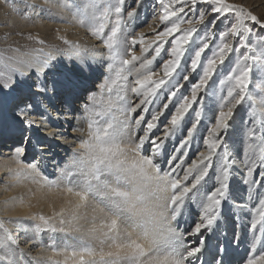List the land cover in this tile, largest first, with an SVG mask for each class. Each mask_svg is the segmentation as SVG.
I'll use <instances>...</instances> for the list:
<instances>
[{
	"label": "snow or ice",
	"instance_id": "snow-or-ice-1",
	"mask_svg": "<svg viewBox=\"0 0 264 264\" xmlns=\"http://www.w3.org/2000/svg\"><path fill=\"white\" fill-rule=\"evenodd\" d=\"M46 2H54L56 7L71 16L72 22L88 29L93 37L102 41L112 62L108 65L109 71L115 68V78L106 80L101 86L102 106H98L93 97L91 106L87 107L86 138L79 143L80 153L73 160V170H66L68 177L78 176L80 179L76 182L70 179L69 184L75 183V186L65 188L46 182L49 191L54 188L66 191L76 198V202H69L68 208L54 213L52 217L43 214L33 217L39 221L34 226L37 235L42 231L80 233L79 243L64 248L52 245L41 247V255L33 257L32 264H196L205 248V232L213 233L222 215V205L234 199L230 195L229 155L227 151H217L225 143L223 134L228 132L234 109L247 103L253 123L258 115L264 114V36L259 38L258 46L252 44L253 28L258 26L264 30V21L226 0H153L151 22H146L153 37L146 44L144 32L136 35L127 32L139 20L141 9L147 10L146 0ZM199 5L206 7L200 9ZM11 7L25 20H31L34 14H38L35 4L25 5V11L20 12L13 0ZM113 15L116 17L114 21L111 20ZM222 18L227 20V26L219 33V43L212 48V55L206 57V62L202 61V54L209 49V41L215 35V25ZM184 24L188 27L184 28ZM197 25H202L204 31L199 42L193 40L198 32ZM109 26L110 30L106 33L105 29ZM122 31L123 38L120 35ZM176 33L179 35H174ZM169 37L172 39L169 40ZM230 37L237 41L235 45L230 42ZM58 38L70 49L78 50L80 47L65 37ZM27 39L40 45L45 43L31 35ZM166 42L171 44L170 49H165ZM137 44L140 45L139 55L133 51ZM149 49L155 53L150 59L146 55ZM162 50L167 51L169 58L164 60L160 71H156L152 65ZM233 52L237 54L235 66L229 62L227 75L220 80L221 85L229 87L227 95L220 97L214 124L207 129L208 135L204 138L206 151L201 152L187 168H182V176L177 173L181 165L165 171L159 160L164 154L165 142L179 132V147L174 149L178 153H182L191 142L202 125L203 107L199 110L193 107L202 103L198 93L206 89L218 66H224ZM137 62L139 68H136ZM35 66L38 69L36 76L29 79H35L36 83L29 85L23 97L15 94L11 75L0 74V133L18 132L25 143L31 142L32 136L24 133H34L37 136L36 146L42 148L48 141L63 136L58 130L59 125L53 124L47 115L52 100L75 94L87 66L65 70L59 80L51 82L46 74L41 78L40 69L46 67L47 62ZM189 69L199 79L192 83L190 95H185L181 91L180 79L190 82ZM130 76H134L131 81L128 79ZM33 87L37 91L33 92ZM165 88L167 95L164 99L168 103H163L162 109L158 108L151 119L146 120L140 112H147V106L153 104ZM105 91L108 93L106 101L103 98ZM128 91L138 98V103L128 98ZM170 104L174 111L169 113L170 118L166 117L162 134L153 136V130L157 129ZM133 127L143 134L134 136ZM80 131L83 132V129ZM41 132L46 133L47 141L39 135ZM248 135L250 139L262 140L254 134V130H250ZM146 144L151 147L150 156L145 153ZM256 147H259L258 151L254 150ZM248 149L244 167L251 199L253 185L259 184L264 188V179L257 181L254 178L257 169L264 174V146L249 144ZM25 152L24 147H17L12 155L18 168L11 172V178L17 181L37 173L36 163L23 165L21 158ZM213 157H217L216 184L212 190L205 192L202 182L213 167ZM179 159L180 156L173 154L168 162L172 164ZM198 196L202 205L199 222L194 223L186 234L178 233L176 223L186 201L197 202L195 198ZM237 207L243 209L246 205L238 204ZM56 217H59V228L53 223ZM127 222H130L131 231L128 226H123ZM6 223L11 221L0 222V264H25V251L22 248L17 251L19 242ZM85 225H90L88 238L82 235ZM250 227L253 232L252 254L243 264H264V194H260L258 205L254 207ZM137 230L134 239L132 232ZM257 230L260 235H256ZM185 235L196 237V243L186 246ZM233 240L239 242V233L234 235ZM219 251L222 255L216 264H229L225 259L229 246L222 244Z\"/></svg>",
	"mask_w": 264,
	"mask_h": 264
},
{
	"label": "rangeland",
	"instance_id": "rangeland-1",
	"mask_svg": "<svg viewBox=\"0 0 264 264\" xmlns=\"http://www.w3.org/2000/svg\"><path fill=\"white\" fill-rule=\"evenodd\" d=\"M151 1L153 2V0H146L147 10L145 11L144 9H141V16H140L139 20L132 26V28L127 29V32H129L133 35L139 34L140 32H144L146 37H147V39L145 40L146 44L148 42H150V40L153 37V32L151 31L150 28L147 27V23L151 22L152 11H153V6L151 4ZM226 2L231 3V4L238 6V7H242L243 9L250 12L251 14L256 15L260 20L264 21V0H226ZM53 3L46 2V0H38V1L37 0H15V4L19 6L20 12L25 11V5H27V4H35L37 6L38 14H34L32 16L31 20H25L20 15L15 14V12L13 11V8L11 7V5L13 4V0H0V74H3L4 76H7V75L13 76L14 75L13 72H15V71L13 68L14 67L13 64H15V61L17 60V56H16L17 50H23V49H24L23 51H26L28 49L39 50V49L45 48L47 46H50L51 44L54 45L56 35H57V38L63 37V35L60 34L59 29L60 28L63 29L61 26L63 24L70 25L71 21L70 22L66 21L65 20V14H68V13H65L64 11L57 9L56 6L54 5L55 3L54 4ZM53 6H55V7H53ZM198 7L200 9H204L206 6L205 5H199ZM41 14H43V16H44L45 23L41 27H37V23H35L36 22L35 20L37 19V16L41 15ZM188 16L190 17L191 14L189 13ZM61 18L63 19V22H61ZM115 19H116V17H115V15H113L111 17V20L114 21ZM230 19H231V17H230ZM46 23L48 25H45ZM247 23L251 27V22L248 21ZM226 26H227V20H223V18L221 19V22H218L215 25V28H214L215 35L209 41V44H210L209 49H207L205 51V53L202 54V57H201L202 61L206 62V57H210L212 55V48H214L216 46V44L219 43V33L221 31L225 30ZM162 27L163 26H161V29H162ZM183 27L187 28L188 25L184 24ZM196 27L198 28V32L196 34H194L193 40L199 42V40L203 39L204 31H203L202 25H197ZM109 30H110V26H109V28L105 29V32L107 33ZM253 33L255 35L253 36L252 44L258 46L259 38L261 36H264V30H261L258 26H256L253 28ZM29 35H31L33 37L38 36L45 43L43 45L37 44V43H35L34 40L27 39V37ZM120 35H121V38H123V31ZM174 35H179V33H176ZM53 36H54V39H53ZM171 39H172V37H169V40H171ZM229 40L234 45L237 43V41L232 39L231 37L229 38ZM58 41H59V43H58L57 47L67 48V46L62 42L61 39L58 38ZM94 41L97 42L96 46H98L99 44L102 45V46H100V47H102L101 50L106 52V55H107V49H105L103 47L102 41L96 39L95 37H94ZM164 47H165V49H170L171 44L166 42ZM90 49L93 50V47ZM139 49H140V45L137 44L135 46V48L133 49L135 54H137V55L140 54ZM154 54L155 53L151 49H149V53H146V55L148 56L149 59L151 58V55H154ZM236 56H237V54L235 52L230 53L229 58L226 59L225 65L224 66H218L216 73L213 75L212 79L208 82L206 89L201 91L200 93H198V99L200 101H202V103H196L193 105V107L196 108L197 110H199L201 107H203L202 125L199 127L198 132L191 139V142L189 143V145H187V147L182 150V153H183V151H185V152L183 154L174 152V149L179 147V141H180V133L179 132H177V134L175 136L170 137L165 142V149H167V150H165V152H164L165 156H164L163 161L161 162L162 167L165 165H167L169 167L174 162H176V165H178L177 162L180 161L179 165H181V168L177 169L178 170L177 173L178 174L180 173L179 175L182 176L183 175L182 168H187L192 163V161L195 160L199 156V154L201 152L206 151V146L204 144V138L207 137V135H208L207 129L211 128L212 125L214 124V115L218 114V111H219V103L221 102L220 97L227 95V89L229 87V85H227V84L221 85L220 80L224 79L226 77V75H227L226 69L229 66V62L231 63V66H233V67L235 66ZM168 58L169 57H168L167 51L162 50L161 55L159 57H157V59L154 61L153 65H152V67L156 71H160L164 60L168 59ZM186 58H187V53H186V57L182 59V66L184 64V59H186ZM106 60H107L106 64L100 65V67L103 68V70H100V76H101L100 81L98 79L95 80L94 78H91L90 80L84 79V81H85L84 83H86L85 89H83L84 86L82 88L81 87L79 88V91L82 89L83 90L79 93L78 98H76L78 101H83V98H85L87 96L88 91H90L88 89L91 88L93 90L92 91L93 93L90 94L88 96V98L86 99V102L84 105L85 107L83 108V111L80 113V115L83 119L82 121H84L85 123H86V119H85L86 110H87V107L91 106L92 98L95 97L96 101H97V105L102 106V103H101V86L105 84L106 80H110V79L115 78V68H113V70L110 72L108 65L112 62L108 59L107 56H106ZM136 68H139V62L136 63ZM198 71L202 72V69H198ZM189 74H190V82H185L182 79H180V84L182 85L181 91L185 95H190V88H191L192 83L198 82V79H199V77L195 73H191L190 69H189ZM133 78H134V76H130L128 79H129V81H131ZM174 78H175V74H174ZM93 82H95V84L93 85L94 89H93V87H91L92 85H90ZM118 83L122 84L124 82L119 81ZM12 86H13V83H12ZM5 91H7V90H5ZM15 94H17L18 96L21 95V93H19V94L15 93ZM114 95H115V91L113 93V97H114ZM166 95H167V88H165V90L160 93L159 98L156 99L153 104L147 106L149 109L147 112H140V114L144 115L146 120H150L153 112H155L158 108L162 109L163 103H168V101L164 99V97ZM107 96H108V93L105 91L103 94V98L105 101L107 99ZM127 96L129 97V99L133 103H138V98H135L131 94L130 91L127 92ZM73 102H75V100ZM172 111H174V108L170 104V108H169L168 112H166L165 116H162L160 121L158 122L157 129L153 130V133H152L153 136H160L162 134V130L167 123L166 117L170 118L169 113ZM249 111H250V109H249L247 103H245L241 106H238L236 109H234V115H233L232 119L229 121L230 127L228 129V132L223 134L225 143L222 144L221 147L217 150L218 153H223V152L227 151V153L229 155V164L232 165V168L230 169L231 175L233 174L232 173L233 171L236 172V174H238V175L243 174V173L246 174V168L244 167V161L246 159L245 158L246 156L242 155L241 152L243 150H245L246 152L249 151V149H247L249 143L253 144L254 146H264V145H262V140H264V114L258 115L256 118V122L253 123L252 118L249 115ZM138 112H139V110H138ZM258 112H259V108H258ZM193 115H194V113H193ZM57 116L58 115H56V118H57ZM53 117L55 118L54 114H53ZM57 120H59V119L57 118ZM68 127H69V125L66 128L68 129ZM250 130H254V134L256 136H260L262 138V140L250 139L249 135H248ZM132 131L134 132L133 133L134 136L143 134L142 132H138L134 127H133ZM24 135H26V134H24ZM185 136H186V134H185ZM80 138H81L80 140L78 138L76 143H74V144L72 143V145L69 148H66L63 150V153L60 155V157L58 159L59 160L58 164H52L50 162L43 164V166L46 167V169L48 171V174H46V176L44 175L46 177V179L44 178L45 182L49 183V181H50V184H52V183L57 182V181L58 182L62 181L65 178H69L66 175V170H72L73 160L76 159L78 154L80 153L79 152L80 149L77 151L78 153L75 152L76 151V145L78 143H80V141L82 139H84L83 137H80ZM18 140H19L18 141L19 143L16 142L17 144H20L22 141H23V145L26 144L24 142V140L21 138L20 133H19V139ZM5 141H6V139H5ZM171 141L173 144L171 143ZM0 142H1L0 143V158L9 156L10 150H8V149H10V148L5 147L4 145L2 146V143L4 142L3 140H0ZM26 145H27L26 150H27L28 155H29V157L26 160L30 164L33 163L34 161H40L43 163V160H47L46 159L47 156H50L53 153V149H50L49 151L46 150L43 153H41L40 157H38V155H35L34 152H36L37 149L34 148L35 145L33 143V138L31 140V142L27 143ZM29 146H30V149H29ZM230 146L234 147V149L231 150ZM256 149L259 150V147H256L254 149L255 151H258ZM151 151L152 150H151L150 145L146 144L145 145V153L147 155H150ZM173 154L179 155L180 158L183 155V157H182L183 160L182 159L176 160L172 164L169 165L168 161ZM30 160H31V162H30ZM213 161L214 162L216 161V162L213 163L214 164L213 167L209 169V175L212 174V179H211L212 185L210 186L211 189L213 188L212 186L216 184L217 157H213ZM38 163H36V164L38 165ZM41 165L42 164L40 163V165H38V168H40ZM241 168H242V170H241ZM40 169H42V170H40V172L44 174V172H45V171L43 172L44 168L41 167ZM259 173H260L259 169H257L256 172L254 173V178L257 181L264 179L263 176L260 177ZM239 176H241V175H239ZM244 177H245V175H244ZM190 179H191V177H190ZM51 181H52V183H51ZM241 182L244 183L245 178L242 177ZM12 185H13V182L8 180L5 177L4 173H0V196H1L0 197V208L2 207L3 204H6L8 202V198H9L4 194V192H5L4 189L5 188L9 189V187H11ZM257 188L261 189L262 187L259 184H256L255 189H257ZM261 190L264 192V188H262ZM60 199H65V197L64 196L59 197L58 200H60ZM254 201H255L254 197L251 196L249 209L247 210V214H245L244 218L242 219L244 221V223L242 222L243 224L241 223L242 225L238 226V225H236V223L234 221L236 232H238L237 230L239 229V227H241L245 233H248L249 237L253 233L251 230L250 224H251V220H252L251 213L253 212L254 207L256 206L255 205L256 201H255V203H254ZM52 202H54V201H52ZM51 207H52V210H51ZM51 207H50V210H48V211H42V208H40V211H37V212L34 211L33 213H31L32 215H30V216L24 215L25 218H23L22 220H21V218L23 216H21V218L19 216H11L10 217L9 215L3 214L4 212L2 210H0L1 214H3V216L0 214V220H1V222H9L8 220L22 221V223L24 222L23 224H25V225L22 224V229H20V230H18L16 227H14L15 223H12V222L6 223V226L10 229L11 234L15 238H17V240L19 242V240L21 239L22 236L25 237V235H27V233L29 231L28 227L30 228V225L34 229V226L39 223L38 220L33 219L34 216L38 217L41 214H43L45 216L50 215V217L54 216V213H56L54 209L58 210L59 208L53 204L51 205ZM199 212L200 211L195 208L194 210H192L191 213L193 216L195 215L194 217L197 219V217L199 218L201 215L200 214L201 212L200 213ZM195 218H194V220H195ZM55 219H58V218H55ZM23 220H25V221H23ZM236 221L238 222V220H236ZM192 223L194 224V221H192ZM195 223H196V221H195ZM231 224L232 223H230V225H229L230 228L233 226V225L231 226ZM10 225H11V227H10ZM66 232L56 231L53 233L51 231H42L38 235L35 232H33V236H34L35 240L28 241L27 242L28 244L26 243L27 245L25 244L24 247H22V245H21L22 243H20L17 251H19L20 248L24 249L25 254L27 256L31 257L30 259L32 261L33 256L37 257L36 254H38L39 250L41 249V247H39V249H38L37 244L35 242L39 241V243H40V240L43 238L45 242L41 243V244H43L42 247L47 248L48 245L54 246L55 243L52 240L53 238H55L57 236L64 238L66 236V234L69 235L66 237L71 236L72 233L69 234L68 232L67 233ZM184 232H186V231H184ZM207 234L208 233L205 232V239H206ZM211 236H212L211 234L208 235L209 239L211 238ZM245 237H246V235H245ZM24 239L27 241V237H25ZM229 239H230V241H232L233 237H230ZM196 240H197V238H196ZM196 240L194 243H188V246L194 245L196 243ZM74 242H76V241H71V239L70 240H64L62 243V248L72 247ZM32 243H34V244H32ZM77 244L78 243H76V245ZM231 246H234V248H236L237 243L232 242ZM245 249H246V251L251 250L250 243L248 244V242H246V241H245ZM215 250L218 251V249H216V248H215ZM37 251H38V253H37ZM246 251L245 252L242 251L244 256H246L244 258V260L250 254L249 252H246ZM33 252H36V253H33ZM29 253L31 256L29 255ZM214 254H215V256H217V254L215 252H214ZM231 254H232V256L227 257L228 262H230L229 264L240 263V262H237L234 260L236 258L235 254L234 253H231ZM39 255L40 254H38V256ZM215 256H213L212 260H215ZM199 263H200V261L198 260V262H196V264H199ZM241 264H243V262Z\"/></svg>",
	"mask_w": 264,
	"mask_h": 264
},
{
	"label": "bare ground",
	"instance_id": "bare-ground-1",
	"mask_svg": "<svg viewBox=\"0 0 264 264\" xmlns=\"http://www.w3.org/2000/svg\"><path fill=\"white\" fill-rule=\"evenodd\" d=\"M151 4L153 6L152 1H151ZM229 4H231V3H229ZM53 7H55V6H53ZM155 7L159 8V5H156ZM56 8L60 9L58 7H56ZM65 20L69 21V22L71 21V23H70V25H66V24L61 25L60 24L63 28V29H61V28L59 29L60 34H62L63 37L67 38L71 43L78 44L80 46L79 49L78 50L77 49H70L67 45H66L67 48L57 47L59 41H58V38L56 35L54 45L51 44L50 46L42 48L43 49L42 52H40L36 49L35 50L34 49H28L26 51H23L24 49L23 50H17V52H16L17 60L15 61V64H13L14 65L13 68H14L15 72H13L14 75L11 77H12L13 87L15 88V93H18V94L21 93L20 97H23L25 95L29 85H34L36 83L35 79H29V77H35L36 76L38 69L35 65L37 63H43L45 61L47 62V66L42 67L40 69V73H41L42 79H43L44 75L46 74L49 82H51L52 80H59L61 77V74L65 70L80 68V67H84L85 65L87 66V70H85L83 75L80 77V80H81V86L80 87L82 88L83 86L84 87L86 86V83H84L85 82L84 79L90 80L91 78H94L95 80L98 79L100 81V79H101L100 70H103V68L100 67V65L106 64V61H107L106 60V56H107L106 52L102 51L101 50L102 47H100L102 45L99 44L98 46H96L97 42L94 41V37L91 35V32L88 29L81 27L79 25H76L74 22H72L71 16L69 14H65ZM35 21H36L35 23H37V27H41L45 23V19H44L43 14L38 15L37 19ZM45 25H48V24L46 23ZM53 39H54V36H53ZM92 47H93V50L90 49ZM20 73H24L25 75L21 76ZM94 84H95V82L90 84V85H92L91 87H93ZM93 89H94V87H93ZM88 90H90V91H88L87 96L85 98H83V101H78L76 99V98H78V91L79 90L75 94H73L71 97L64 96V97H61L59 100H56V99L52 100V107L48 108L47 115L53 124L59 125L58 130L61 133H63L62 137L48 141L47 143H45L46 145H44L41 148V147L36 146L37 136L34 133H31V132H25L24 133V134H26V136H28V135L32 136L33 143L35 145L34 148L37 149V151L34 152V154L38 155V157H40V154L43 153L44 151H46V150L49 151L50 149H53L52 155L47 156V158H46L47 160H43V163L40 161H34L33 162V163L39 162L38 165H40V163L42 164L40 166V168L41 167L44 168L43 169V172L45 171L44 174L40 172V170H42V169L38 168L37 173L32 174L30 177H28L26 179L22 178L21 180L17 181L16 179L11 178V172H14L18 168V165L12 159V155L14 154L15 149L17 147H24L26 149L27 143L24 145H23V141L20 144L16 143L19 141L18 140L19 139V133L18 132L0 133V140H4V142L2 143V146L4 145L5 147L10 148V149H8V150H10L9 156L0 158V173H4L5 177L8 180L13 182V185L11 187H9V189L3 188L5 190L4 194L7 197H9L8 202L6 204H3L2 207L0 208V210H2L4 212L3 214L9 215L10 217L11 216H19L21 218V216H23L21 218V220H22L23 218H25L24 215L30 216V215H32L31 213H33L34 211H36V212L40 211V208H42V211H48V210H50V207L53 204L59 208V209L57 208L58 210L53 208L55 210V212L57 213V212H60L62 209L68 208L70 206L69 202H72V203L76 202V198L73 195L67 193L66 191H58L55 188L53 190L49 191L48 187L46 186V182L44 180V178L46 179L45 176H46V174H48V171H47L46 167L43 166V164L47 163V162H50L52 164H58V162H59L58 159H59L60 155L63 153L64 149L69 148L72 145V143L73 144L76 143L78 138H79V140L81 139L80 137L86 138V131H87V124L86 123L87 122L85 123L84 121H82L83 119H82L80 113L83 111V108L85 107L84 105H85L86 99L88 98V96L90 94L93 93L92 92L93 90L91 88ZM32 91L35 92V91H37V89L35 87H33ZM51 95H52L51 84L49 83V96H51ZM74 100H75V102H73ZM53 114L55 115V118L53 117ZM56 115H58L57 118L59 120H57ZM68 125H69V127L67 129L66 127ZM80 129H83V132H81ZM133 133L134 132L132 131V134ZM39 135L42 137H45V140L47 141L46 133L41 132V133H39ZM5 139H6V141H5ZM171 143H172V141H171ZM78 146H79V143L76 145V151L75 152H77L79 150ZM29 149H30V146H29ZM230 149L232 150V149H234V147L230 146ZM165 150H167V149H165ZM165 150H164V152H165ZM256 150H258V149H256ZM79 152H80V150H79ZM184 152L185 151H183V153ZM183 153H181V154H183ZM241 153H242V155L246 156L245 150H243ZM150 155H151V153H150ZM164 156H165V154H163V156L159 158L160 162L163 161ZM28 157H29V155H28V152L26 150L25 156L21 158L22 163L25 166L28 165V163H29L26 160ZM182 157H183V155L181 156L180 159H182ZM245 158H247V157H245ZM30 162H31V160H30ZM179 162L180 161L177 162L178 165H179ZM215 162L213 161V163H215ZM174 165H176V162H174L169 167L167 165H165L162 168L165 171H167L171 167H173ZM231 168H232V165L230 164V169ZM241 170H242V168H241ZM232 173L233 174L230 176L231 178L229 179V184H230V195L232 197H234V199L232 200L231 203L225 202L223 204L224 206H222V210H223L222 215H223V221L225 222V225L229 226L230 223H232L231 226L232 225L233 226L231 228L227 229L228 233L224 232V231L216 233L215 231H213V233L207 234L205 248L199 256V261H200L199 264H216V261L221 259L222 254L219 251V247L222 244L229 246V251H228V254L225 257V259L228 261L227 257L232 256L231 253H234L236 256V258L234 260L237 262H240V260H243L246 257L243 254V252L246 251L245 241L248 242V244L250 242L252 243L253 233L249 237L248 233H245L241 227H239V229L237 230L238 232H236V228H235L236 220H238V222H237L238 224H236L238 226L240 223H242V222L244 223V221L242 219L244 218V215L247 214V210L249 209V204H250L249 185L246 184L245 182L244 183L241 182V178L242 177L245 178L244 175L246 176V174H244V173L239 174V175H241V176H239L234 171ZM259 175H260V177H262V176L264 177V174L259 173ZM70 179L73 180L74 182H76L80 178L78 176L69 177V178H65L59 182L57 181V182L52 183V181H51V183L58 185L59 188H65L67 186H73L74 187L75 183L69 184ZM211 179H212V174H210L208 177H206L205 182H202L203 191L206 192V191L212 190L210 187L212 185ZM48 184H50V181ZM252 189H253V191L251 192V196L254 197V199L256 201L255 205H258L260 194H264V192L261 190L262 188L261 189L260 188L255 189V185L252 186ZM58 196L59 197L64 196L65 199L58 200V198H59ZM195 200L197 202H193V200L186 201V204L182 210V215L179 217L178 222L176 223V230L178 233L186 234V232L190 231L194 225L192 223V221H194V223H195V221L199 222V218L197 217V219H196L194 217L195 215L193 216L191 213L192 210H194L195 208L201 212L202 205L198 202L200 200V197L199 196L196 197ZM52 201H54V202H52ZM255 201H254V203H255ZM238 204L246 205L245 209L244 208L243 209L238 208L237 207ZM51 210H52V207H51ZM0 214H1V212H0ZM3 214H1V215L3 216ZM200 214H202V212ZM251 215H252V213H251ZM47 216L50 217V215H47ZM90 216H91V212H89V217ZM56 218L59 219V217H56ZM194 218H195V220H194ZM58 219H54V221H53L54 225L57 228L60 227V225L58 223ZM8 221H11V220H8ZM23 221H25V220H23ZM234 221H235V223H234ZM0 222H1V220H0ZM11 222L15 223L14 227H16L18 230L22 229V224L24 222L23 223H22V221H11ZM23 225H25V224H23ZM129 225H130V222H127L123 226H128L129 231H131V228ZM10 227H11V225H10ZM89 227H90V225H85L86 230L82 234L85 236V238H88L87 229ZM28 229H29V231H28L27 235H25V237H27V241L24 239L25 237H23V236H22L23 238L21 237V239L19 240V245H20V243H22L21 244L22 247H24L28 241L35 240V238L33 236V232H34L33 227L30 225V228L28 227ZM138 231L139 230H137V232H132V236L134 239L137 237ZM184 231H186V232H184ZM236 233H239L240 240L237 243V247L234 248V246H231V243L232 242L236 243V242L232 239L231 243H229L230 242L229 238L234 237V235ZM210 234L212 236L209 239L208 235H210ZM80 235H81L80 233H72L70 237H66V236H69L68 234H66V236L64 238L57 236V237L52 239L53 242L55 243L54 247L62 248L63 241L64 240H70V239H71V241H76L73 243V246H74V245H76V243H79L78 237ZM245 235H246V237H245ZM256 235H260L259 231L256 232ZM184 239L186 242V246H188V243H194L196 240L195 237L187 236V235L184 236ZM43 242H45L43 238L40 240V243H39V241L35 242L37 244L38 249H39V247H42L43 244H41V243H43ZM93 242H95L94 239H93ZM32 244H34V243H32ZM250 247H251V245H250ZM257 247L259 248L260 246L258 245ZM215 248L218 249V251L215 250ZM40 250H39V253H38V251H37V253L41 255ZM214 252L217 254V256H215ZM246 252H249L250 253L249 255L252 254L251 250H247ZM33 253H36V252H33ZM38 254H36V256H38ZM213 256H215V260H212ZM30 258L31 257L25 255V264H32V261Z\"/></svg>",
	"mask_w": 264,
	"mask_h": 264
}]
</instances>
